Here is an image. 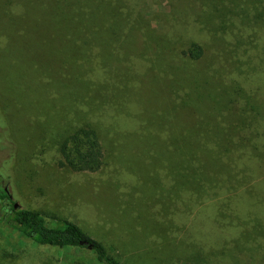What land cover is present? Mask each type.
<instances>
[{
    "label": "rangeland",
    "instance_id": "374dc122",
    "mask_svg": "<svg viewBox=\"0 0 264 264\" xmlns=\"http://www.w3.org/2000/svg\"><path fill=\"white\" fill-rule=\"evenodd\" d=\"M58 1L0 0V186L50 224L76 221L125 264H264V156L232 145L242 118L220 113L211 93L204 109H190L192 83L214 76L218 49L222 69L202 87L238 104L244 131L264 139V17L259 28L240 14L241 5L258 14L260 0L200 1L186 22L195 38L181 28L179 0H111L117 8L90 0L91 21L108 27L79 55L72 21L63 28L53 12ZM203 23L198 34L192 26ZM153 26L168 35L178 27L183 49L198 41L208 62L193 69L171 44H151ZM84 122L98 125L106 148L96 172L58 163L59 142ZM206 143L232 146L219 173L226 183L190 175V147ZM5 209L0 203V264H101L84 248L37 243L3 219Z\"/></svg>",
    "mask_w": 264,
    "mask_h": 264
},
{
    "label": "trees",
    "instance_id": "16d2710c",
    "mask_svg": "<svg viewBox=\"0 0 264 264\" xmlns=\"http://www.w3.org/2000/svg\"><path fill=\"white\" fill-rule=\"evenodd\" d=\"M114 1V0H113ZM118 1V0H117ZM182 3L183 10L186 11V15L184 18L181 19L183 22V26L181 28L183 30L188 29L186 33H189L192 29H190V26H187L186 22L189 21L192 17L197 16L200 12V5H202L201 2H206L207 0H179ZM201 1V2H200ZM62 0L58 1V5H55V8L53 12H55L56 15H60V18L57 19L59 26H63V28H74L77 31L76 40L74 41L76 47H77V55L81 54L82 52H78L79 49L83 48L86 50V48H89L92 42V38L98 32H100L105 27H108L107 24L102 23H94L90 19L91 12L88 11L87 5L88 2H91L90 0H68L67 2H63ZM99 0H95L92 2L94 6L97 5ZM251 2V0H250ZM121 2L111 3V0H108L107 7L112 5L114 8H117L115 6H118ZM238 3V0L235 1V4ZM240 3V2H239ZM228 3H225L223 5V8L228 7ZM178 7V3L176 4ZM174 8L173 10L180 11L182 9L180 8ZM17 8V6H16ZM241 18L246 17L249 21L251 20V23L254 24V26L261 28L259 19H262L264 17V0H260V6L256 11L258 14H252L254 11L248 10V12L245 14V10L243 5H241ZM251 8V7H248ZM226 10V9H225ZM259 10V11H258ZM262 10V11H260ZM53 12H49L50 14ZM252 14L251 16H249ZM210 15V13H209ZM55 16V15H54ZM215 16V13H214ZM249 16V17H248ZM254 20V22H253ZM73 23L72 28L70 27V23ZM210 23V22H208ZM205 23L201 24L200 28H194L196 29L198 34L203 32L206 27ZM246 25V23H243ZM204 25V26H203ZM116 27H119L120 25H115ZM131 26V24L129 25ZM176 26H178L176 24ZM111 28V26H110ZM175 28V24L173 25L172 29ZM113 29V28H112ZM156 27L153 26L151 30H154L152 33L156 31ZM204 29V30H203ZM167 29L164 31H156L154 39L151 41V44H171L173 46V49L184 59H187L191 63V68H195V65L197 66L196 69H200L203 63L208 62L207 59L209 58L208 52L207 56L203 57V48L196 40H192L191 42L187 43L188 46L183 49L184 42L183 40L179 41V30L177 27V31L174 34L168 35ZM195 30H192L189 35L193 34ZM185 33V31H184ZM185 33V34H186ZM153 35V34H152ZM185 36H188L186 34ZM192 38H195L197 35H191ZM153 36L150 37L152 39ZM190 38V37H189ZM218 48V47H217ZM219 53L217 55V59L219 62L218 69L214 71L213 77H207L209 80H205L204 78V84H208L209 82H213L214 78L218 76L219 70H221V62H220V51L216 49L213 54ZM212 54V55H213ZM216 55V54H215ZM203 57V58H202ZM82 61L81 59L79 62ZM82 63V62H80ZM201 81V80H200ZM200 81H195L192 83V87L196 89V96L190 97L195 107H190L191 110H198V108L204 109L206 106V103H204L205 100H202L203 97H205L207 93H211L212 99L215 100L216 106L219 108L220 113L224 109L228 114L231 116H239L242 118V122L238 123L237 117L236 124H234V127L237 128V131L239 132L238 135L234 134L232 138L236 137V139L241 140V143H234L233 146H250L251 150L253 151V156L256 158H262L264 156V139L262 136V133L256 134L255 139H253L254 133L249 130L248 133L244 131V119L242 117V111L238 109V104H233L232 106L234 108H231L230 105L228 106V100L224 99V97L219 94L218 90L213 89L212 92L205 91L203 85L199 84ZM217 81V80H216ZM218 82V81H217ZM262 87V86H261ZM261 87L258 90H261ZM205 93V94H204ZM177 95V94H175ZM177 97V96H176ZM253 98L255 100V103H252L250 98L248 97V109L250 112L255 113L258 108V104L256 102L257 96L254 94ZM212 101V100H211ZM211 101L209 102L208 106H213L211 104ZM221 101L223 102V106H221ZM214 102V103H215ZM228 107H224V106ZM261 105H264V100H261ZM260 110V109H259ZM234 113V114H232ZM260 115L264 117V113L260 110ZM218 116H220L219 113ZM258 117L254 118V121L257 122ZM261 118V117H259ZM226 127V125H223ZM67 135L62 138V140L59 142L58 150L60 153V159H59V165L62 167L70 168L72 171L75 172H96L103 168L104 165L107 164L108 157L106 153V148L103 143L102 137L100 135L99 127L98 125H94L91 122H84L77 126H74L70 128L67 131ZM253 139L251 141V139ZM246 141V142H245ZM237 146V147H238ZM231 145H225L220 148H215V146L211 143H206L202 146H191L189 150V161H190V175L192 177L197 176H208L214 179V182L217 184L226 183L228 180L227 178L222 177L219 173L221 172L220 168H223L222 160L223 156L230 154L232 156L231 152ZM234 150V148H233ZM222 151V152H221ZM237 152V151H236ZM205 153L208 156V159L206 160V163H203L202 161V154ZM235 155V152L233 153ZM233 157V156H232ZM262 166L264 167V162L261 161ZM219 166V167H218ZM229 166V165H228ZM229 168V167H228ZM238 178H236L235 181H237ZM193 181H197L195 178H193ZM200 185V183H198ZM254 185V184H253ZM232 187H236V184L231 182ZM238 186H243L242 184L238 183ZM250 187L246 186L248 194H251ZM14 197L10 194L8 189L4 186H0V203H2L3 207L6 208L4 212L3 219L12 225L14 228H16L18 231H20L22 234L30 237L34 241H36L39 244L42 245H49L52 247H59L62 249L66 248H84L90 254L101 264H125L121 261L120 258L115 256L110 248L101 240L96 237H94L88 230H86L84 227H82L79 223L76 221L64 216L60 219V223L58 224H50L46 221L45 217L42 215V212L40 210L30 208V207H19L18 204L14 200Z\"/></svg>",
    "mask_w": 264,
    "mask_h": 264
},
{
    "label": "flooded vegetation",
    "instance_id": "af4514ba",
    "mask_svg": "<svg viewBox=\"0 0 264 264\" xmlns=\"http://www.w3.org/2000/svg\"><path fill=\"white\" fill-rule=\"evenodd\" d=\"M15 205H17V203H14Z\"/></svg>",
    "mask_w": 264,
    "mask_h": 264
}]
</instances>
